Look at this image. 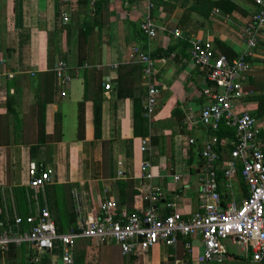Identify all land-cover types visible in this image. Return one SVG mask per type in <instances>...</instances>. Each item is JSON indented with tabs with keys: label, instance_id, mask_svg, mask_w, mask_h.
<instances>
[{
	"label": "crops",
	"instance_id": "obj_1",
	"mask_svg": "<svg viewBox=\"0 0 264 264\" xmlns=\"http://www.w3.org/2000/svg\"><path fill=\"white\" fill-rule=\"evenodd\" d=\"M210 1L228 2L237 9L223 14L207 0H150L154 4L150 15L158 33L144 41L139 24L148 14L146 0H71L70 8L63 9L69 18L67 23L63 22L59 0H0V230L15 216L34 215L43 207L53 217L65 216L67 210H73L71 189L81 193L87 213L93 212L99 201L115 200L119 205L117 181L122 180L133 182L137 194L132 209L137 213L144 207L142 196L148 188L160 190L156 208L162 218L172 212L168 204H176V210L184 215L197 209L202 166L199 153L210 134L199 125L192 127L185 113L196 117L206 104L202 90L208 81L205 72L189 61L190 46L181 42L196 38L210 42L214 48V41L220 40L238 56L247 51L242 34L244 23L257 10L254 0ZM94 3L98 13L88 18L94 25L87 38L85 61L78 65V30ZM175 30L182 37H176ZM256 38L257 45L246 59L250 72L244 89L248 95L238 103L249 112L256 109V103L247 101L249 92L245 87L251 84L257 69H264L260 62L264 59V31ZM134 44L150 52L171 48L167 57L152 59L159 96L154 114L147 118L148 138H154L149 152L140 150L142 137L134 134L133 99L116 97L113 88L119 74L128 80L144 108L148 80L130 52ZM60 61L65 62L68 77L63 82L53 71ZM108 84L111 92L104 90ZM8 94L14 97L12 107L18 117L7 110ZM97 98L101 102V139L94 133ZM39 99L48 102L45 143L35 141ZM175 108L183 114L179 125L171 117ZM188 138L195 140L193 146L186 144ZM227 140H218L217 144L224 156L230 149ZM119 160L124 161L122 177L117 174ZM146 160L153 166V176L142 181L140 167ZM29 163L52 171L46 187L34 189L26 185ZM174 176L179 180L175 181ZM239 177L234 180V195L241 201L247 196V188L246 192L242 190ZM187 243L190 240L181 241L175 252L155 245L142 259L148 261L151 251L159 247V262L169 264L175 258H185ZM191 245L195 251L200 250L196 242ZM103 246L109 248V259L121 256L118 247ZM54 253L60 254L58 250ZM31 254L26 247L17 248L14 264H27ZM3 255L0 253V264H7Z\"/></svg>",
	"mask_w": 264,
	"mask_h": 264
},
{
	"label": "built area",
	"instance_id": "obj_2",
	"mask_svg": "<svg viewBox=\"0 0 264 264\" xmlns=\"http://www.w3.org/2000/svg\"><path fill=\"white\" fill-rule=\"evenodd\" d=\"M147 1L148 14L139 24V29L147 41L158 33L150 11L154 4ZM200 1V0H196ZM60 8L68 9L71 0H59ZM257 10L252 13L242 28L247 51L229 60L215 51L210 42L187 38L190 43L189 61L205 72L208 85L202 90L207 99L197 116L185 113L186 121L192 126L199 125L210 134L204 141L199 157L202 162L198 174V207L189 215L176 210V204H168L172 212L160 217L156 208L161 193L159 189L148 188L143 192L144 207L140 212L127 215L121 213L116 218L117 202L104 200L94 204L93 212L87 213L83 197L76 189H71L75 223L64 233L56 231V224L48 208L37 209L36 214L15 216L0 230V253L10 246H21L31 250L27 264H39L44 253L60 264H73L75 248L79 242L93 241L101 245L118 247L121 256H143L155 245L170 247L176 251L183 240H190L185 246V258H175L169 264H264V144L259 139L260 125L249 111L238 106L248 93L244 83L250 68L246 59L252 55L251 49L257 45V34L264 31V0H254ZM63 22L69 18L62 12ZM176 37H182L175 30ZM130 52L143 66V78L148 80L144 100V115L149 118L157 107L159 90L153 79L150 50L134 44ZM219 57L216 59L214 54ZM66 64L58 62L54 74L65 81ZM104 90L111 92V86ZM221 126L233 132L227 140L229 152L224 156L217 150L218 138L213 135ZM186 144L193 146L195 140L188 138ZM140 150L149 152L148 137L140 139ZM117 174L124 176V161H117ZM153 166L149 161L141 164L140 180L151 179ZM220 174V178H219ZM52 171L42 169L35 163L26 168V185L41 189L51 182ZM237 176L247 188V196L238 201L234 195V180ZM174 180H179L174 176ZM240 247L239 260L228 259L229 250L224 242ZM192 242V243H191ZM196 242L200 250L191 247ZM50 257V258H51ZM174 256H169L172 258ZM231 261V262H230ZM20 264V263H17Z\"/></svg>",
	"mask_w": 264,
	"mask_h": 264
},
{
	"label": "trees",
	"instance_id": "obj_3",
	"mask_svg": "<svg viewBox=\"0 0 264 264\" xmlns=\"http://www.w3.org/2000/svg\"><path fill=\"white\" fill-rule=\"evenodd\" d=\"M206 1V0H205ZM208 3L215 9L219 10L223 14H230L231 11L237 9V6L234 4L230 5L228 2H212L210 0H207ZM80 3V2H79ZM97 9L98 6L96 3L85 14L86 20L82 23L81 27L78 30L77 34V49H78V65H83L85 61V51H86V43L87 38L89 34L92 32L93 25L88 22V18L97 15ZM208 16V14H207ZM144 41L146 38L143 36ZM146 45V42H144ZM185 45L188 44L190 46V43L185 38L184 42H181ZM144 45V44H143ZM214 48L222 55L227 57L229 60L235 59L237 57L236 53L225 43L220 40L214 41ZM171 52V48H167V50H153L150 52V58L151 60L155 59H161L163 57H167ZM264 65V59L260 61ZM143 67V66H142ZM128 80H125L124 77H121L119 74L114 82V91L115 96L118 98H125L133 99V129L135 136L138 137H149V127H148V119L144 115L143 106L141 105V101L135 98V92L134 89L128 86ZM112 91V90H111ZM248 102H254L256 103V109L251 112V114L256 118L259 119L264 114V94H255L253 96H250L247 98ZM14 102V97L8 94L7 96V110L10 114L19 116L17 110H15L12 107V103ZM47 100L41 101L40 99L37 101V135L35 137V141L37 143H45L47 141V136L45 134V110L47 105ZM171 117L174 119V123L180 124L183 121V114L179 112L177 108H175L172 111ZM100 129H101V102L100 98L95 99L94 101V133L95 138L101 139L100 135ZM213 135H216L219 140L227 138L231 139L233 138V132L232 130L221 126L220 129L213 133ZM60 139V137H58ZM259 139L264 143V126H260V134ZM150 143L152 144L154 142V138H150ZM220 178V174H219ZM238 182L241 185V188L243 191L246 192V185L245 183L240 179ZM133 182L130 180H122L117 181V188H118V195H119V205L118 210L115 211L116 218L121 217L120 210L123 209V211L127 215H131L133 213H136L135 210L132 209L133 206V199L134 196L137 194L135 190H133L132 186ZM27 214L23 215L26 216ZM63 217H67V221L63 222V219L61 216H55L53 217L54 222L56 224V231L58 233H64L69 228H71L75 223V215L73 210L72 211H66V215ZM13 220L11 221V223ZM24 246H21L19 248H23ZM3 257L6 260L7 264H14V261L17 257V248L10 246L9 249L3 253ZM32 255V254H31ZM55 253H53V256L51 257L49 253H44L41 257V261L39 264H53L52 259L55 258ZM228 259L232 262H236L239 260V256L229 253L227 254ZM31 257V256H30ZM28 258V260L30 259ZM51 257V258H50ZM28 262V261H27Z\"/></svg>",
	"mask_w": 264,
	"mask_h": 264
},
{
	"label": "rangeland",
	"instance_id": "obj_4",
	"mask_svg": "<svg viewBox=\"0 0 264 264\" xmlns=\"http://www.w3.org/2000/svg\"><path fill=\"white\" fill-rule=\"evenodd\" d=\"M262 70V71H260ZM249 92V97L255 94H264V69H257L253 73V81L251 84L245 87ZM251 112V111H250ZM258 123L261 126H264V116L258 119ZM63 222L67 221V217H62ZM227 250L230 253H239L240 247L232 245L229 241L224 242ZM109 248L104 247L103 245L93 242V241H84L77 245L75 248V257L73 264H164L159 262L160 260V248L155 247L151 251V255L148 256V261L143 260L142 256H133L132 259L122 258L121 256L114 257L113 259L108 258ZM130 260V261H129ZM53 263L56 262V259H52ZM111 261V262H110ZM231 262V261H230ZM60 262L57 261L56 264Z\"/></svg>",
	"mask_w": 264,
	"mask_h": 264
},
{
	"label": "water",
	"instance_id": "obj_5",
	"mask_svg": "<svg viewBox=\"0 0 264 264\" xmlns=\"http://www.w3.org/2000/svg\"><path fill=\"white\" fill-rule=\"evenodd\" d=\"M214 57L217 59L219 57V55L217 53H215Z\"/></svg>",
	"mask_w": 264,
	"mask_h": 264
}]
</instances>
